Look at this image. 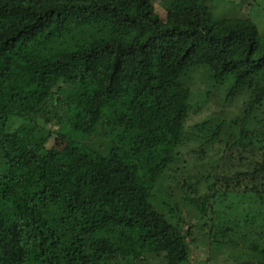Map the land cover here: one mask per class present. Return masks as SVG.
Listing matches in <instances>:
<instances>
[{
  "label": "trees",
  "instance_id": "16d2710c",
  "mask_svg": "<svg viewBox=\"0 0 264 264\" xmlns=\"http://www.w3.org/2000/svg\"><path fill=\"white\" fill-rule=\"evenodd\" d=\"M155 2L0 0V264H264V0Z\"/></svg>",
  "mask_w": 264,
  "mask_h": 264
},
{
  "label": "rangeland",
  "instance_id": "374dc122",
  "mask_svg": "<svg viewBox=\"0 0 264 264\" xmlns=\"http://www.w3.org/2000/svg\"><path fill=\"white\" fill-rule=\"evenodd\" d=\"M224 0H221L220 6H224ZM155 7L156 10L159 12L160 16L165 18L166 12L158 5V3L155 2ZM263 4V3H262ZM264 5V4H263ZM220 6H218V8H216L215 10V14L218 15L221 13V9ZM224 8V7H223ZM225 9V8H224ZM240 9V8H238ZM229 15H231L230 13H232L231 10H227L226 11ZM250 15V14H249ZM239 16L242 17H246L247 16V12L240 11ZM261 22L263 24H261L262 29H264V15L262 16ZM199 78H201V73L197 72L194 74L192 81L198 82ZM63 131L66 132V127L63 128ZM174 187V186H173ZM233 208H229L227 210H224L223 212H225L226 216H229L233 219L236 218V211ZM224 217V216H222ZM199 233H201L199 231ZM241 250L239 249H231L230 247H227V245H220L219 247H214V248H210L207 249L206 245L202 242H197L195 244L192 245L191 247V260H190V264H245V262L247 263V260L245 258V256H241ZM208 253H209V259L207 260L208 257ZM249 264V263H248ZM252 264V263H250Z\"/></svg>",
  "mask_w": 264,
  "mask_h": 264
}]
</instances>
